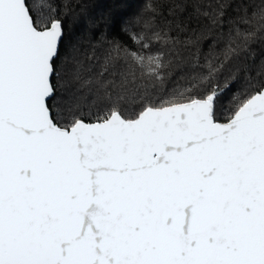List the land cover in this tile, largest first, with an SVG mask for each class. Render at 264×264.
Instances as JSON below:
<instances>
[{"label":"snow or ice","instance_id":"snow-or-ice-1","mask_svg":"<svg viewBox=\"0 0 264 264\" xmlns=\"http://www.w3.org/2000/svg\"><path fill=\"white\" fill-rule=\"evenodd\" d=\"M100 2L0 0V264H264V0Z\"/></svg>","mask_w":264,"mask_h":264},{"label":"trees","instance_id":"trees-1","mask_svg":"<svg viewBox=\"0 0 264 264\" xmlns=\"http://www.w3.org/2000/svg\"><path fill=\"white\" fill-rule=\"evenodd\" d=\"M46 0H37V4L43 5ZM126 7H116V11H135L137 7L142 6V0H124ZM114 4L112 0H101L98 8L94 9L97 14L104 9H112ZM113 37L118 38L117 34L114 32ZM90 39V34H88L84 29H77V27L69 20L66 28L65 46L72 43L73 41L82 40L85 43Z\"/></svg>","mask_w":264,"mask_h":264}]
</instances>
